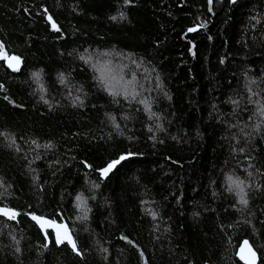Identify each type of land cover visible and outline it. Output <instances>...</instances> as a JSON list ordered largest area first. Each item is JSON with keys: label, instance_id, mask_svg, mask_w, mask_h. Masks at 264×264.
<instances>
[{"label": "trees", "instance_id": "obj_1", "mask_svg": "<svg viewBox=\"0 0 264 264\" xmlns=\"http://www.w3.org/2000/svg\"><path fill=\"white\" fill-rule=\"evenodd\" d=\"M0 44V264H264V0H0Z\"/></svg>", "mask_w": 264, "mask_h": 264}, {"label": "snow or ice", "instance_id": "obj_2", "mask_svg": "<svg viewBox=\"0 0 264 264\" xmlns=\"http://www.w3.org/2000/svg\"><path fill=\"white\" fill-rule=\"evenodd\" d=\"M126 3H129L130 0H125ZM233 2H235V0H233ZM209 3H211V0H209ZM51 17H49V20L51 21ZM53 28H55V23L53 22ZM58 30V29H56ZM189 31H195V29H189ZM0 59H7V60H14L17 63L19 62V58L18 57H9L5 51H4V46L2 44H0ZM9 66H12L11 64ZM14 70H18L16 68H14ZM112 95H116L117 93H111ZM146 104V102H144ZM147 106V105H146ZM0 135H3V133H0ZM15 141L13 140V143ZM134 155L132 153H129L127 155H121L119 158L111 161L108 163V165L101 170L102 175H107L110 171H112L114 168H116L119 164H121L122 161L126 160L129 158V156ZM229 179H231V177H229ZM235 183V182H234ZM242 183V182H240ZM240 183H237L236 186L240 187ZM231 191V188L229 189ZM240 192L243 193V188H240ZM79 199V198H78ZM240 202L242 204L247 205L248 201L246 199H244L243 195H241V200ZM0 215H4L7 216L9 219H15L17 215H19V213H17L16 211L12 210V209H8L7 207L4 208H0ZM33 219L37 220L38 222L41 221L40 217H36L35 215L33 216ZM45 223H47L45 221ZM65 239L68 240V242L70 244H72L73 249L75 250L76 245L75 243L72 241L71 237L67 235V232L65 231V234L63 236H60L58 234L57 237V243H64ZM245 245H247V241L245 242ZM248 251V256H241V259L245 260V264H255V253L252 252V250L250 248L247 249Z\"/></svg>", "mask_w": 264, "mask_h": 264}, {"label": "water", "instance_id": "obj_3", "mask_svg": "<svg viewBox=\"0 0 264 264\" xmlns=\"http://www.w3.org/2000/svg\"><path fill=\"white\" fill-rule=\"evenodd\" d=\"M196 29V28H195ZM9 57H18L17 55L15 54H8ZM19 58V57H18ZM4 60V63L5 65L14 70V68L18 69L20 68L21 66V60L19 58V62L17 63L16 61L14 60H7V59H3ZM12 65V66H9V65ZM4 207H7V206H2L0 205V208H4ZM8 209H12L10 207H7ZM14 210V209H12ZM15 211V210H14ZM47 224L52 227L54 230H55V233L60 236H63L65 234V231L68 232V226L65 222H60V223H57V222H51V221H46ZM247 241V245H245V242ZM250 248L252 250V252L255 253V264H258V260H259V255L257 253V251L255 250V248L252 246V244L250 243V241L245 238V239H242L236 249V257L239 261H241L243 264H245V260L244 259H241V256H248V251L247 249Z\"/></svg>", "mask_w": 264, "mask_h": 264}]
</instances>
